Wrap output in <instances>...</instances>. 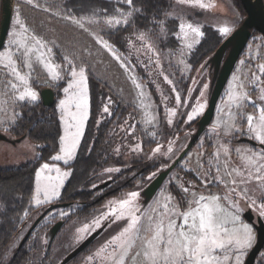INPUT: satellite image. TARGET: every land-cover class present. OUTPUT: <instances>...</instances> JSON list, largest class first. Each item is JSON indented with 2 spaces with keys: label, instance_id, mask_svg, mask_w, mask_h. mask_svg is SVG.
I'll list each match as a JSON object with an SVG mask.
<instances>
[{
  "label": "rangeland",
  "instance_id": "rangeland-1",
  "mask_svg": "<svg viewBox=\"0 0 264 264\" xmlns=\"http://www.w3.org/2000/svg\"><path fill=\"white\" fill-rule=\"evenodd\" d=\"M68 1L33 0V3L29 4L27 0H13L12 21L6 41L0 52L11 48L16 53L14 58L21 73H26L28 69L24 65V58L20 53L16 52L17 45L11 43L13 39L12 34L13 32L19 33L18 39H26L29 45L33 43L31 37L35 36L46 44L45 52L48 48L52 49L49 55L54 63L61 65L64 75V79L61 80H65L64 88L72 80L69 74V69L72 65H75L77 70L83 67L87 76L88 114L84 121L82 135L80 136L75 155L67 162L65 160L53 159L54 156L62 154V137L65 134V124L61 119L63 113L59 108L60 100L65 98V93L62 91L63 96L57 103V110L61 122L60 147L52 156L51 161L43 162L37 168L34 194L31 201L32 207L39 208L46 203L58 199L67 184L69 185L67 197L70 196L74 191L73 189L86 179L89 174L92 162L90 158L91 154L88 153H90L94 142L91 137L92 133L86 141L83 142V140L86 132H88L89 126L92 124L89 119L91 98L89 88L90 74H92L97 82L99 81L106 86L113 95H117L123 104L129 108L126 111L127 115L124 114L125 117L131 116V114L135 115L132 122L133 130L143 136L147 147L144 149L139 143L140 151H138L134 145L136 147V149L134 148V153L139 154L138 156L141 157L155 158L157 160L159 165L157 169L152 170L147 175L139 176L135 181L130 182L127 187L119 190L117 194L108 196L102 204L98 203L87 206L86 209L90 210L87 216L80 219L76 218L74 212L80 204L75 201V203L68 207L53 209L40 222L39 225L45 224L47 227L51 219L55 220L56 218L65 216L68 220L58 238L51 245L50 257H48L46 264H58L62 259L63 262L66 258H69L65 262L67 264H102L101 259L96 257L95 253L101 247H104L107 242L112 240L127 223L123 219L115 220L110 214L111 207H115L116 202L128 198L132 192L138 193L139 195L135 203L140 209L137 215H141L155 201L161 200L163 202V197L168 194L176 197L181 202V208L183 209L186 206V202L182 199V193L178 188V184H183L185 187L205 195H208L209 191L223 195L225 192L224 185L217 184V181L213 179V177L218 175L214 157L219 146L225 145L230 149L227 169L229 171L234 167L243 168L240 155L236 152V149L252 148L256 151L262 149L249 142H241L238 140L242 136L251 138V134L248 133V125L244 114L258 115V109L254 108L250 102H246V105L241 109L233 107L229 101V94L234 89L236 91H246L251 97V101H254L257 105L264 103L258 99L260 90L264 89V73H261L259 68L260 65H264V36L256 32L250 38L222 93L212 121V124L214 123L215 126L218 120H228L229 112L235 113L237 117L236 125L239 131L233 130L231 134H226L225 130L223 132L219 130L214 131V126L210 125L199 142L179 162L176 168L171 171L153 200L146 203L143 196V189L159 171L173 163L190 139L192 130L188 126L203 114L208 105L212 81L211 73L208 68L203 69L202 65L196 67L197 62L202 54L206 53V50L214 46L216 41L219 39L223 40L236 29L245 17V10L243 6L240 9L239 6L234 4L233 0H203V3L210 5V7L206 8L193 7L190 4H181L178 0H172V8L168 11L167 18L163 21V24H161L157 36L155 33L153 36H150L144 32L146 34V40H149L146 42L152 45V50H150L152 54L149 58H146L148 67L151 68L149 69L150 75H148V79L152 81L149 82L142 75L141 71H139L140 68L135 59L128 52L125 53L122 49H118L103 35L104 31L106 32L124 26V24L109 26L105 23V18L119 16L116 9L127 12L130 10L129 6L123 0H107L108 4L102 8L66 9L65 4ZM1 6L2 0H0V15ZM93 16H95L97 22L90 23L88 19H83V28L73 23L72 19H69L91 18ZM17 17L22 22L23 27L15 23ZM181 23H190L194 27H199L203 33V36L196 37L189 30L187 43L193 44L191 49L186 47V41L182 38L183 34L180 32L179 27ZM223 27H229L231 29V32L226 36L220 31ZM162 28L164 29L163 33L161 32ZM196 40L199 42H195ZM103 42H107L112 46L115 55L104 47ZM143 43L145 45V41ZM200 45L201 47L199 48ZM150 51L148 52L149 55ZM116 56H119L120 59L117 60ZM65 57L72 62L71 65L68 63V60L64 59ZM122 64L125 66L122 67ZM33 69L30 86L38 93V101H41L40 89L43 87H52L54 89L61 80H52L43 66L36 63L35 54H33ZM165 76L172 81V84H169L164 79ZM234 77L237 78L235 81ZM150 83H152L153 87H151ZM12 84H17L18 87L13 89L11 87ZM137 84L141 85V87L138 88L136 86ZM240 84H243L242 89L239 87ZM19 91H22V86H19L15 77L10 75L8 70L0 67V104L3 107V110H0V131L6 130L8 126L16 121L20 115L19 107L22 103H29L16 99ZM141 92L144 94L141 95ZM177 94L180 96L179 101L176 99ZM105 100H108V96H106ZM105 103L107 101L102 103L103 112H105ZM199 104L205 105L203 112L199 113L192 120H189L188 117ZM72 110L75 111V108L73 107ZM64 115L66 116V114ZM68 119L70 120V118ZM126 142H124L125 145ZM125 145H123V148L127 147ZM157 148L160 149L159 152L155 151ZM169 148L172 149L171 152L168 151ZM35 154L36 147L30 141L21 140L15 146L10 143H3L0 146V164H15L25 158H33ZM125 156H128V154ZM127 159H125V162L130 161H127ZM218 159L220 167L219 175L222 176L225 171L223 165L226 157L221 153ZM209 161H213L211 166ZM44 164H48L51 170H45L43 173H40V169ZM55 169H59L60 173L67 172L70 175L63 178V185L58 189L59 194L51 196V186L55 183V180L53 179L50 182L45 177L50 176L55 178L58 175ZM106 169L108 170L109 168ZM38 173L40 174L39 180L37 179ZM105 176L103 175L102 177L104 178ZM103 183L105 182L93 185L92 188L94 191L90 199L94 200L100 197L103 190L96 188ZM240 187L243 188L244 185H240ZM248 187L249 192L247 195L255 198L257 205L264 202L259 198L260 193L252 190L254 185H248ZM38 188L39 192L37 191ZM46 189L49 192V197L45 196ZM74 197H69V200L81 201V198L74 199ZM37 198L41 201L39 205L36 203ZM232 199L244 209L240 213L241 220L243 223L249 224L252 227L255 236L254 245L257 236L256 229L244 218L243 213L247 209H251L256 217L260 215L256 207H250L249 201L241 199L235 193L232 194ZM222 203L229 210L235 211L228 201H222ZM31 212V210L27 211L24 217ZM262 218L264 219V217ZM96 220H100L98 226L93 223ZM29 225L30 223L16 238L7 254L12 252L13 247L18 244ZM86 226L89 228V231L81 233L80 229ZM98 231L99 233L97 235ZM44 233L38 232L36 235V241L39 243V247L44 244ZM251 248L244 250L242 264H244ZM111 252L112 248H108L105 255ZM257 262L264 264V251L258 255ZM103 264H110V262L104 261ZM137 264H143L142 256L137 258ZM229 264H235L234 259Z\"/></svg>",
  "mask_w": 264,
  "mask_h": 264
},
{
  "label": "snow or ice",
  "instance_id": "snow-or-ice-1",
  "mask_svg": "<svg viewBox=\"0 0 264 264\" xmlns=\"http://www.w3.org/2000/svg\"><path fill=\"white\" fill-rule=\"evenodd\" d=\"M29 4L33 0H27ZM129 6V11L124 12L116 9L119 16H111L105 18V23L109 26L128 25L130 18L135 12H139L133 5V0H123ZM181 4H190L193 7L206 8L210 7L203 3V0H178ZM38 6V5H37ZM73 23L78 24L81 28L84 27L83 19H88L90 23L97 22L95 16L91 18H69ZM15 23L23 27L22 22L17 17ZM163 24V22H160ZM180 32L182 38L186 41V47L191 49L192 43H187L189 30L196 37L203 36L199 27H194L192 24L181 23ZM220 31L226 36L231 32L229 27H223ZM164 32V29H161ZM19 33L13 32L11 43L17 45L16 52L24 58V65L28 72L21 73L19 66L15 60V55L11 48L4 52H0V67L8 70L9 74L15 77L19 86H22V91L16 97L18 101H27L35 103L39 99L38 93L31 88L30 79L33 69V54H35L36 63L43 66L48 72L51 79L59 81L64 79L61 65L53 62L51 56L52 49L48 48L45 52L46 44L39 38L33 36V43L29 45L25 40L18 39ZM138 39L145 41V46L152 50V45L146 42V34L140 33ZM195 42H199L196 40ZM104 47L109 51L115 52L111 45L103 42ZM22 50V51H21ZM68 60L67 57L64 58ZM119 60L120 57L116 56ZM71 65L72 62L68 60ZM125 65L122 64V67ZM261 73H264V65L259 66ZM69 74L72 80L68 86L63 89L65 98L60 100L59 108L63 113L61 119L65 124V134L62 137L61 155L53 157L54 160H68L75 155L76 148L79 144L80 136L82 135L84 121L87 118L88 109V94H87V76L85 69L80 67L76 69L75 65L69 69ZM164 79L172 84V81L167 76ZM237 78L234 77V81ZM257 79H259L257 77ZM135 83V81H134ZM138 88L141 85H136ZM11 87L16 89L17 84H12ZM239 87L242 89L243 84ZM144 93L141 92V95ZM203 95V93H201ZM177 101L180 96L177 94ZM258 99L264 102V89L260 90ZM230 104L241 109L250 102L252 106L258 109V115L244 114L248 125V133L251 138L257 140L264 145V103L257 105L251 101V97L246 91H236L235 89L229 94ZM73 107L75 111H73ZM205 105L199 104L193 109L192 114L188 117L192 120L199 113L203 112ZM0 110H3L0 104ZM108 109L105 108V111ZM66 114V116L64 115ZM67 117V118H66ZM70 118V120L68 119ZM236 114L229 112L228 120H218L214 131L221 124L225 127V133L231 134L233 130L239 131L236 125ZM74 129V131H73ZM169 148V152H171ZM159 152L160 149L155 150ZM240 155L243 168L234 167L230 171L228 169V157L230 149L225 145H220L215 153L217 176L213 177L217 184H222L225 187L223 195L211 193L208 195L197 193L183 184H178V188L182 193V199L186 202V206L182 209L181 202L176 197L168 194L161 200L155 201L149 205L148 209L141 215H137L140 211L135 201L138 193L132 192L128 198L115 203V207H111L110 214L115 220H126V226L112 238L104 247H101L96 253L102 261H109L110 264H137V258L143 257V264H229L234 259L235 264H242L244 250L253 246L255 236L253 229L249 224L243 223L240 213L244 211L236 201H233L232 194L235 193L241 199L250 202V207H256L260 216L264 217V202L257 205L256 199L247 195L249 192L248 185H254L253 191L260 193V199L264 201V149L256 151L252 148L236 149ZM223 153L226 157L224 161V173L219 175V157ZM210 166L213 161H209ZM45 170H51L48 164H44L40 169V173ZM210 170V169H209ZM58 175L55 178L45 177L48 181L55 180L51 186V196L58 195V189L63 185L64 177L70 173H60L59 169H55ZM113 171V169H108ZM118 171V169L116 170ZM227 178V179H226ZM37 179H40V174H37ZM240 185H244L243 188ZM39 192V188L37 189ZM45 196L49 197V192L45 190ZM222 201H228L235 211H231L225 207ZM36 203H41L40 199H36ZM98 226L100 220L93 222ZM89 228L80 229L81 233H86ZM83 238V237H81ZM108 248H112V252L107 253ZM135 250V251H134ZM238 253V254H235ZM235 254V255H233ZM91 259V258H90Z\"/></svg>",
  "mask_w": 264,
  "mask_h": 264
},
{
  "label": "trees",
  "instance_id": "trees-1",
  "mask_svg": "<svg viewBox=\"0 0 264 264\" xmlns=\"http://www.w3.org/2000/svg\"><path fill=\"white\" fill-rule=\"evenodd\" d=\"M233 1L242 9L240 0ZM172 2V0H133L134 7L140 9V11L134 13L133 17L130 18V23L103 32L109 42L118 49H122L123 52H128L135 59L139 65V71L147 80H149L148 75H150L149 69L151 68L148 67L146 58L151 56L152 51L144 45L143 41L138 39V32H146L150 36L155 33L157 36L161 26L160 22L165 21L167 18L168 11L172 8ZM107 4V0H69L66 2L65 8L77 10L80 8H102ZM254 34H256V31L253 32L252 36ZM221 42L222 40L219 39L212 48L206 50V53H203L197 62L196 67L202 65ZM149 51L150 55L148 54ZM89 80L91 92L89 119L92 124L89 126L83 140V142L86 141L92 133L91 137L94 142L90 153H88L91 154L92 162L89 174L73 189L74 191L70 196L67 197L69 190L67 184L60 197L52 202L69 200V197L72 196H75L74 199L81 198V201H79L81 207H77L74 212L77 219L87 216L90 212L89 209H86L87 206L99 203L98 200H92L90 197L94 191L93 185H97L105 178L110 177L111 172L106 168L115 170L116 175L114 176L119 179L117 184L123 189L134 181L130 178L136 171L143 168L146 172L142 175H147L159 166L155 158L141 157L138 156L139 154L134 153L136 147L140 151L139 143L144 149L147 147L143 136L133 130L132 122L135 115L131 114V116L125 117L129 108L123 104L122 100L117 95H113L106 86L99 81L97 82L92 74L89 75ZM150 81L152 80L150 79ZM150 85L153 87L152 83ZM64 86L65 80H61L54 88L56 101L51 107H45L42 101L22 103L19 107L20 115L13 124L4 130L13 139L26 134L23 141L27 140L33 143L36 147V154L33 158H25L15 164L0 165V264H37V259L31 256L28 244L12 251L10 254L7 253L24 227L40 211L49 206L48 204L34 208L31 201L34 194L37 168L43 162L51 161L52 156L60 147L61 122L57 103L63 96ZM106 96H108V100H105ZM106 101L105 108L108 110L103 112L102 103ZM198 119L188 126L192 130L191 135L196 131ZM205 132L206 130L203 135ZM124 142H126V145ZM123 145L127 147L123 148ZM126 154L128 156H125ZM125 157L128 158L127 161H130L125 162ZM116 168H118V171H116ZM103 175L106 176L103 178ZM128 179L129 182H127ZM120 188L119 190H121ZM30 210L32 212L24 217L26 212Z\"/></svg>",
  "mask_w": 264,
  "mask_h": 264
},
{
  "label": "water",
  "instance_id": "water-1",
  "mask_svg": "<svg viewBox=\"0 0 264 264\" xmlns=\"http://www.w3.org/2000/svg\"><path fill=\"white\" fill-rule=\"evenodd\" d=\"M244 10L245 17L242 22L234 29L232 33L226 36L217 49L211 56L202 64L203 69L208 68L211 73V91L208 100V105L203 114L197 121V129L191 135V138L187 145L182 149L179 155L175 158L172 164L167 168L158 172V174L148 183L143 189V196L146 203L153 200L154 196L159 191L160 187L169 176L172 170L176 168L179 162L187 155L196 142L200 139L206 128L212 124L218 102L222 96V93L227 86L229 79L241 58L250 38L254 31L261 33L264 36V0H240ZM13 15V0H2L1 15H0V50L4 46ZM41 101L45 107H51L54 105L55 91L52 87H43L39 91ZM0 139L7 140L11 143H16L23 140L26 134L18 137L11 138L6 135L5 131L0 132ZM241 142H249L252 145L259 146L264 149V145L260 144L257 140L242 136L238 139ZM108 185L105 182L98 185V188H103ZM109 193H105V196ZM104 197V196H103ZM60 206L57 203L50 204L36 220L32 223L31 227L20 241L19 246H22L33 229L51 210ZM61 206H68V203H62ZM244 218L250 222L256 229V241L244 261V264H254L258 253L264 249V219L261 216H255L251 209H247L243 213ZM60 223L53 225L48 230V239L46 250L51 246L58 230L60 229ZM99 231L97 232L98 235ZM96 237V235H95ZM69 258H66L60 264H64Z\"/></svg>",
  "mask_w": 264,
  "mask_h": 264
},
{
  "label": "flooded vegetation",
  "instance_id": "flooded-vegetation-1",
  "mask_svg": "<svg viewBox=\"0 0 264 264\" xmlns=\"http://www.w3.org/2000/svg\"><path fill=\"white\" fill-rule=\"evenodd\" d=\"M209 127H210V125L206 128V130H208L209 129ZM196 129H197V122H196ZM195 129V130H196ZM0 132H3V131H0ZM204 133V132H203ZM1 135V134H0ZM7 135V134H6ZM8 136V135H7ZM203 136V134L201 135V137ZM201 137H200V139H201ZM247 137V136H246ZM190 138H191V135H190ZM250 138V137H249ZM199 139V140H200ZM190 140V139H189ZM199 140L196 142V144L199 142ZM189 142V141H188ZM3 143H10V144H13L14 146L17 144V142L16 143H11V142H9V141H7V140H3V139H0V146L3 144ZM195 144V145H196ZM251 144V143H250ZM187 145V144H186ZM194 145V146H195ZM193 146V147H194ZM192 147V148H193ZM0 165H2V164H0ZM114 171L115 170H113V171H111V174H110V177H107V178H105L102 182H108V185L107 186H105V187H103V188H98V189H100V190H103V192H102V194L100 195V197H98V201H99V203H103L107 198H108V196H110V195H112V194H117V192L119 191V188H120V186L117 184V182H118V180L119 179H116L115 178V176L114 175H116V173H114ZM144 172H146L145 171V169H140V170H138V171H136L133 175H132V177L130 178L131 180L132 179H134V181L137 179V178H139V176H142V174L144 173ZM127 182H129V179L127 180ZM100 184V183H99ZM121 189V188H120ZM105 193H109L108 195H106L105 196ZM104 196V197H103ZM96 199H94V200H96ZM55 200H53V201H51V202H49V203H46L45 205H50V204H52V202H54ZM75 201L79 204V200H65V201H57V202H55V203H57V204H59L60 206H58V207H63V206H61V204L62 203H68V206H70V205H72L73 203H75ZM45 205H43V206H45ZM68 206H64V207H68ZM80 206V205H79ZM41 207V206H40ZM58 207H56V208H58ZM46 209V208H45ZM45 209H43L42 211H40L29 223H30V225H29V227H28V229H27V231L29 230V228L31 227V225H32V223L36 220V218L39 216V215H41V213L45 210ZM55 209V208H54ZM52 211V210H51ZM42 220H43V218H42ZM42 220H40V222H42ZM67 219H66V217L65 216H62V217H59V218H56L55 220H53V219H51V221L50 222H48V226L46 227V225L45 224H42V225H39L40 224V222L37 224V226L33 229V231L31 232V234L29 235V237L27 238V240L25 241V243L22 245V246H24L25 244H28V247H29V249H30V253H31V256L32 257H37L36 259L38 260V263L37 264H46V261H47V259H48V257H50L49 256V254H50V249H51V246L49 247V249H47L46 250V246H47V239H48V230L53 226V225H55V224H57V223H60V229L58 230V232H57V234H56V237L54 238V240H53V242H52V244L51 245H53V243H54V241L58 238V236L60 235V232L62 231V229H63V227L67 224ZM28 223V224H29ZM27 224V225H28ZM47 224V223H46ZM26 225V226H27ZM26 226L24 227V228H26ZM45 226V227H44ZM44 228H46V229H44ZM24 230V229H23ZM22 230V231H23ZM40 230V231H39ZM45 230V231H44ZM21 231V232H22ZM27 231L23 234V236H22V238L20 239V241L23 239V237L25 236V234L27 233ZM40 233V232H45L44 233V238H45V241H44V244L41 246V247H39V243H37V241H36V235H37V233ZM20 235V234H19ZM20 241L18 242V244H16L14 247H13V249H12V251H14V250H16V249H20L22 246H19V244H20ZM41 249H42V251H41ZM262 251H264V249H262L259 253H258V255L262 252ZM38 254V255H37ZM258 255H257V257H258ZM257 257H256V261H255V263L254 264H263L262 262H257ZM63 260V259H62ZM62 260L60 261V262H62ZM59 262V263H60ZM58 263V264H59ZM65 264H67V263H65Z\"/></svg>",
  "mask_w": 264,
  "mask_h": 264
},
{
  "label": "crops",
  "instance_id": "crops-1",
  "mask_svg": "<svg viewBox=\"0 0 264 264\" xmlns=\"http://www.w3.org/2000/svg\"><path fill=\"white\" fill-rule=\"evenodd\" d=\"M211 125L214 126V123L211 124ZM216 125H217V124H215V126H216ZM215 126H214V127H215ZM214 127H213V129H214ZM224 128H225L224 125L221 124V125L219 126V128H217L215 131L219 130V131L223 132V130H225Z\"/></svg>",
  "mask_w": 264,
  "mask_h": 264
}]
</instances>
